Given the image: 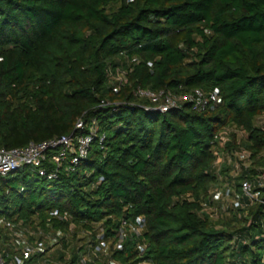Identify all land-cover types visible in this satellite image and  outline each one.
Here are the masks:
<instances>
[{"label":"trees","instance_id":"1","mask_svg":"<svg viewBox=\"0 0 264 264\" xmlns=\"http://www.w3.org/2000/svg\"><path fill=\"white\" fill-rule=\"evenodd\" d=\"M130 57L139 63L115 92L114 73ZM138 88L218 90L222 102L148 111ZM85 113L100 119L104 149L95 141L53 181L30 168L0 177V218L42 228L51 239L39 241L59 247V260L72 253L68 264L82 232L103 225L110 237L121 218L137 217L150 264H264L263 203L230 208L220 221L201 206L218 189L212 143L222 129L242 130L252 152L233 178L238 192L264 168V0H0V149L72 134ZM54 209L72 219L51 217ZM20 244L0 226L10 257H23Z\"/></svg>","mask_w":264,"mask_h":264},{"label":"built area","instance_id":"2","mask_svg":"<svg viewBox=\"0 0 264 264\" xmlns=\"http://www.w3.org/2000/svg\"><path fill=\"white\" fill-rule=\"evenodd\" d=\"M138 63L139 60L136 57H130L128 58L127 68L115 71L113 77L114 83H116L115 92H118L125 85L127 77L133 72L134 66ZM149 66L151 67L152 64L149 63ZM135 96L138 100L148 102V104L143 105L146 110L161 113L182 108L186 103L190 104L194 111L204 112L214 109L222 102L218 90L207 93L200 89H195L192 92L178 95L168 89L154 91L138 88L135 91ZM135 105L136 103L128 101H103L100 107H113L114 110H118L120 106ZM100 122L97 116H89L85 113L78 119L72 134L55 137L42 143L31 142L22 148H1L0 177L5 178L24 168H30L37 177L53 181L59 178L62 170L74 172L80 162L88 158L95 141H98L101 149H104L107 133L102 130ZM262 128L264 129L263 124ZM231 133L232 128L230 127L222 129L212 143L219 180H223V174H221L220 170L221 154L224 157L223 151L231 141ZM235 170L240 174L241 165H236ZM232 177H234L233 174ZM102 181L103 178L100 179L98 184ZM225 181H227L228 185L229 183L234 184L230 180ZM226 192L230 194V190ZM238 193L239 196L228 209H247L258 203L264 204V169L258 171L254 180L247 177L242 179L240 181V192ZM201 206L203 211L212 219L216 220L219 217L218 211L212 208L211 198L202 201ZM51 217L60 221H70L72 219L67 211L59 209H54ZM0 226L8 231L12 237L20 241V250L23 255V257H10L9 253L0 247V264H25L26 260L34 256H39L35 260V264H68L73 257L72 253L67 250L66 252L64 251L65 257L63 260L54 259L50 254L51 250L47 251V245L39 241L41 237H45L47 240L51 239V236L46 234L40 227L35 229L25 227L22 224L15 223L6 216L0 218ZM145 228L146 220L143 217H137L121 218L115 234L110 237L107 235L103 225H98L94 232L86 230L80 234L82 238L85 237L86 239L76 246V260L72 264H150V260L146 259L149 243L143 241ZM73 230L74 227L72 225L69 233H73ZM33 237H35V241L30 240ZM130 249L135 254L133 260L123 261L116 258L119 254L127 257Z\"/></svg>","mask_w":264,"mask_h":264},{"label":"rangeland","instance_id":"3","mask_svg":"<svg viewBox=\"0 0 264 264\" xmlns=\"http://www.w3.org/2000/svg\"><path fill=\"white\" fill-rule=\"evenodd\" d=\"M262 124L264 125V120H261ZM233 135L235 136V140L237 143V149L234 150L236 153L235 155H231L230 152L228 151L227 148L223 151V155L221 154V165H220V170L221 174H223V180H219L218 183V189L213 191V196H212V208L216 209L218 211L219 217L215 221H220L224 216L228 217L230 216L229 212L230 210L228 209L232 202L237 199L239 196V193L237 189L234 187L233 183L227 184V181L229 180L230 173L233 174L234 177H232L231 181L233 182V178H238L239 177V172H236L235 166L236 165H251L253 160H252V152L249 150H246L241 144L242 140H244V135L242 130L239 128H234L232 129V133L230 134V143L232 144L233 140ZM227 147V146H226ZM247 156V157H246ZM224 158V159H223ZM264 169V168H262ZM225 179V180H224ZM227 190H230V194H227ZM255 205L251 206L254 207ZM56 247V248H55ZM54 249V250H53ZM57 250L59 252V247L53 246L50 254L54 259H58L57 257Z\"/></svg>","mask_w":264,"mask_h":264},{"label":"crops","instance_id":"4","mask_svg":"<svg viewBox=\"0 0 264 264\" xmlns=\"http://www.w3.org/2000/svg\"><path fill=\"white\" fill-rule=\"evenodd\" d=\"M230 177H232V173H230Z\"/></svg>","mask_w":264,"mask_h":264}]
</instances>
